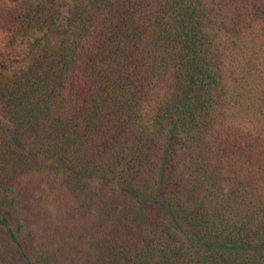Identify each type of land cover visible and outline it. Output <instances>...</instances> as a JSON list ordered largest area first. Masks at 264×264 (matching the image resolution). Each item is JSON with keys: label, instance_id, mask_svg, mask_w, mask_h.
I'll use <instances>...</instances> for the list:
<instances>
[{"label": "trees", "instance_id": "16d2710c", "mask_svg": "<svg viewBox=\"0 0 264 264\" xmlns=\"http://www.w3.org/2000/svg\"><path fill=\"white\" fill-rule=\"evenodd\" d=\"M0 264H264V0H0Z\"/></svg>", "mask_w": 264, "mask_h": 264}]
</instances>
